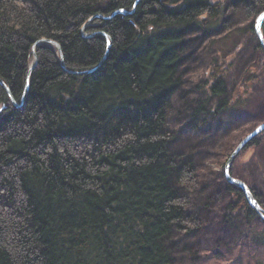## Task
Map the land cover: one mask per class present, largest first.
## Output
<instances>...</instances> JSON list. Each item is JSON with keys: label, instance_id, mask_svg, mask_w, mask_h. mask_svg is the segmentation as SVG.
<instances>
[{"label": "trees", "instance_id": "1", "mask_svg": "<svg viewBox=\"0 0 264 264\" xmlns=\"http://www.w3.org/2000/svg\"><path fill=\"white\" fill-rule=\"evenodd\" d=\"M135 1L0 0V264H179L198 244L223 261L263 241L224 164L264 121V0ZM263 150L264 131L229 174L264 209Z\"/></svg>", "mask_w": 264, "mask_h": 264}, {"label": "rangeland", "instance_id": "2", "mask_svg": "<svg viewBox=\"0 0 264 264\" xmlns=\"http://www.w3.org/2000/svg\"><path fill=\"white\" fill-rule=\"evenodd\" d=\"M211 1L212 2H224V3L230 2V0H211ZM236 17L239 19L238 15ZM252 40L253 39L250 37L247 38L246 48L251 46ZM244 51H247V50L242 49L243 54H244ZM254 57L255 56L253 54L252 55L246 54L244 60H242L243 58H241L242 65L240 66L239 71L243 72L252 63V60ZM235 122H232L229 125L230 128L232 129V130H230V131H232V133H234L233 130H238V128H240V129L243 128L244 130H246L248 128L247 125L250 124V119L244 118L240 122H236V123ZM261 122H264V121H261ZM233 123H235V124H233ZM230 131H225V132H222L219 134H215L214 136H207L208 138H213V141L209 140L208 138L201 139L199 142H196V144L194 145V148L198 149L200 151H203L201 149L208 150L212 146L214 148V146L217 145V143L219 142L220 138L222 136L227 135V133H229ZM248 133H245V135H247ZM211 134H212V132H211ZM262 153L264 154V150L262 151ZM252 154H253L252 150H249L248 152H246L245 154H243L239 158V161H241V162L246 161L247 159H249V157ZM212 155L213 154H211V153H207L204 155L205 163L208 166H210L213 170H220V166L217 165L216 159ZM261 168L264 171V161H262V163H261ZM252 235H254L255 238H261V237L264 238V231L258 225V227L255 228ZM260 242L261 243H259V246L258 245L254 246V245H252V243H250V244L244 245V247L242 249L235 247L237 249L234 248L233 251L230 250L231 251L230 257H229V254H227V256L225 257V259L223 261L215 260L214 257H212V254H210V255L207 254L203 249H201V244H198L197 246L191 247L192 250L188 251V253L186 252V253L181 254V256L183 257V260L179 264H254L255 260H258L261 264H264V239H263V241H260ZM193 252L195 253L196 256L195 257L189 256ZM190 257H193V258L191 259Z\"/></svg>", "mask_w": 264, "mask_h": 264}, {"label": "water", "instance_id": "3", "mask_svg": "<svg viewBox=\"0 0 264 264\" xmlns=\"http://www.w3.org/2000/svg\"><path fill=\"white\" fill-rule=\"evenodd\" d=\"M139 0H136L134 5H133V9L136 5V3L138 2ZM132 9V10H133ZM131 11L127 12L123 9H118L116 11H114L111 15H109L107 18H110L116 14H128L130 13ZM93 18H100L99 15H95L94 17H92L90 20H92ZM264 20V11H262L261 13L258 14V16L256 17V20H255V25H254V28H255V32H256V35L258 37V40H259V43L260 45L264 48V37L262 35V32H261V25H262V22ZM100 34H102L104 37L107 38V35L103 32H101ZM109 43L107 45V49H106V53L103 57V59L105 58L107 52H108V49H109ZM102 59V60H103ZM36 63V58L34 57V61L33 63L31 64L30 66V70L32 69V67L35 65ZM61 65H63L61 63ZM93 69H90V70H85V71H82L80 72V74L82 73H88V72H91ZM30 72V71H29ZM29 75V73H28ZM0 84L5 88L6 86L3 84V82L0 80ZM26 90H27V86H25L24 88V95L26 93ZM264 131V122H261L259 123L258 125L255 126V128L253 130H251L247 135H245L238 143L237 145L235 146L234 150L231 152V154L229 155L228 159L226 160L225 164H224V177L226 179V181L229 183V184H232V185H235L237 186L238 188H240V190L243 192L244 196L246 197L248 203L250 204V206L257 212V214L264 220V209L257 203V201L254 199V197L252 196L251 192L249 191L248 187L246 186V184L239 180V179H236L234 177H232L230 174H229V168H230V165L232 164L233 160L235 159V157L239 154V152L241 151V149L248 143L250 142L253 138H255L257 135H259L260 133H262Z\"/></svg>", "mask_w": 264, "mask_h": 264}]
</instances>
